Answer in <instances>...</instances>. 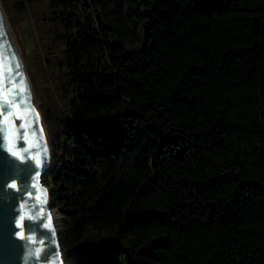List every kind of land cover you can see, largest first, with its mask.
Wrapping results in <instances>:
<instances>
[{
  "label": "trees",
  "instance_id": "obj_1",
  "mask_svg": "<svg viewBox=\"0 0 264 264\" xmlns=\"http://www.w3.org/2000/svg\"><path fill=\"white\" fill-rule=\"evenodd\" d=\"M50 7L71 88L44 181L66 264H264V0Z\"/></svg>",
  "mask_w": 264,
  "mask_h": 264
},
{
  "label": "water",
  "instance_id": "obj_2",
  "mask_svg": "<svg viewBox=\"0 0 264 264\" xmlns=\"http://www.w3.org/2000/svg\"><path fill=\"white\" fill-rule=\"evenodd\" d=\"M20 87H24L25 91L21 93ZM20 100L24 103H19ZM6 102L8 112L0 111V264H24L25 258L28 264H66L55 224L50 190L44 184L53 150L49 158L34 99L0 15V104ZM4 115H8L7 122L3 119ZM21 124L23 128L19 127ZM9 143L14 144L13 150L20 151L23 159L13 156L7 150ZM36 153L40 154L42 160L39 167L31 158ZM12 183H16L17 189L10 187ZM41 208L42 215L39 214ZM24 211L35 219L25 218L24 238L21 239L17 221ZM49 216L51 229L44 227ZM37 249L41 250L39 258L35 255Z\"/></svg>",
  "mask_w": 264,
  "mask_h": 264
},
{
  "label": "rangeland",
  "instance_id": "obj_3",
  "mask_svg": "<svg viewBox=\"0 0 264 264\" xmlns=\"http://www.w3.org/2000/svg\"><path fill=\"white\" fill-rule=\"evenodd\" d=\"M50 4L51 0H0L14 51L20 59L51 143L50 132L56 127L54 118H60L68 110L67 96L71 84L63 51L65 47L59 38L63 30L50 20ZM46 113L51 116L53 124L46 122ZM44 184L50 190L45 181ZM53 212L59 232L62 215L57 210L53 209Z\"/></svg>",
  "mask_w": 264,
  "mask_h": 264
},
{
  "label": "snow or ice",
  "instance_id": "obj_4",
  "mask_svg": "<svg viewBox=\"0 0 264 264\" xmlns=\"http://www.w3.org/2000/svg\"><path fill=\"white\" fill-rule=\"evenodd\" d=\"M20 83H21V85L24 84L23 81H21ZM19 91L22 93V92L25 91V88H24V87H20ZM19 103L22 104V103H24V101H23V100H20ZM0 111L5 112V113L8 112V105H7V102L4 103V104H0ZM9 114H10V113H9ZM18 118H19V117H17V119H18ZM3 119H4L5 122H7V120H8V115H4ZM13 126L15 127V122H13ZM19 127L23 128L24 125L21 124ZM34 134H35V133H33V135H34ZM13 148H14V144L9 143V145H8V147H7V150H8L9 152H11L13 156H17V157L23 159L24 157H23V155L21 154V152H20V151H14ZM25 151H27V149H25ZM31 158L35 161V164L37 165V167H39V166L42 164V160H41V158H40V154H39V153H36V154H35L34 156H32ZM10 187H11L12 189H17V185H16V183H12V184L10 185ZM44 195L46 196V191L44 192ZM37 199L39 200V196H37ZM45 202H46V201H45ZM23 207H24V206L22 205L21 208H23ZM39 214H40V215L43 214V209H42V208H41ZM25 218H28V219H30V220H31V219H35L34 216H30L29 213L26 212V211L22 212V214L19 216L18 221H17V227H19V228L21 229V231L18 233V235H19V237H20L21 239L24 238V228H25L26 226L24 225L23 222H24ZM44 227H45V228H48V229H51V228H52L51 217H50V216L48 217V222L44 224ZM31 239H33V242H35L34 238H31ZM41 243H42V242H41ZM40 252H41L40 249H37V250H36L35 255H36L37 258L40 257Z\"/></svg>",
  "mask_w": 264,
  "mask_h": 264
},
{
  "label": "bare ground",
  "instance_id": "obj_5",
  "mask_svg": "<svg viewBox=\"0 0 264 264\" xmlns=\"http://www.w3.org/2000/svg\"><path fill=\"white\" fill-rule=\"evenodd\" d=\"M0 15H1V17H2V19H3V21H4V18H3V12H2L1 7H0ZM4 23H5V21H4ZM5 25H6V28H7V31H8V35H9V37H10V31H9V29H8V26H7L6 23H5ZM15 54H16V56H17V58H18V55H17L16 51H15ZM18 60L20 61L19 58H18ZM19 63H20V65H21V67H22L21 62H19ZM22 69H23V68H22ZM23 71H24V70H23ZM24 73H25V72H24ZM25 79H26V85L28 86V88H29V90H30V87H29L28 82H27L26 75H25ZM31 94H32V93H31ZM32 97H33V95H32ZM33 99H34V97H33ZM34 102H35V100H34ZM35 105H36V103H35ZM36 108H37V105H36ZM37 111H38V109H37ZM38 115H39V118H40V121H41V125H42L43 131H44V134H45V138H46V141H47L48 150H49V158H50V157H51V154H52V146H51V143H50L49 137H48V135H47V131H46V128H45V126H44V123H43L42 117H41V115L39 114V112H38Z\"/></svg>",
  "mask_w": 264,
  "mask_h": 264
},
{
  "label": "clouds",
  "instance_id": "obj_6",
  "mask_svg": "<svg viewBox=\"0 0 264 264\" xmlns=\"http://www.w3.org/2000/svg\"><path fill=\"white\" fill-rule=\"evenodd\" d=\"M24 264H28V260H27V258H25Z\"/></svg>",
  "mask_w": 264,
  "mask_h": 264
}]
</instances>
